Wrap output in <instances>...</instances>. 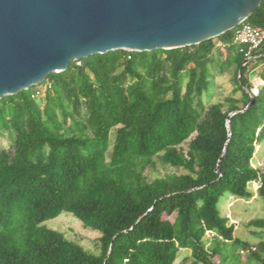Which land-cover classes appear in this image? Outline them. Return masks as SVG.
Wrapping results in <instances>:
<instances>
[{"label":"trees","instance_id":"1","mask_svg":"<svg viewBox=\"0 0 264 264\" xmlns=\"http://www.w3.org/2000/svg\"><path fill=\"white\" fill-rule=\"evenodd\" d=\"M245 23L264 30V0ZM232 33L90 56L0 99V264H174L180 250L190 264H264V243L235 237L219 207L250 199L251 183L264 199L252 163L264 143V45L244 64ZM218 44L240 95L206 105ZM154 159L185 172L149 180ZM62 212L100 234L97 254L42 225Z\"/></svg>","mask_w":264,"mask_h":264},{"label":"water","instance_id":"2","mask_svg":"<svg viewBox=\"0 0 264 264\" xmlns=\"http://www.w3.org/2000/svg\"><path fill=\"white\" fill-rule=\"evenodd\" d=\"M260 3L0 0V99L38 86L90 56L171 50L216 38L245 22Z\"/></svg>","mask_w":264,"mask_h":264},{"label":"rangeland","instance_id":"3","mask_svg":"<svg viewBox=\"0 0 264 264\" xmlns=\"http://www.w3.org/2000/svg\"><path fill=\"white\" fill-rule=\"evenodd\" d=\"M217 47L220 49L218 48V50H214L216 55V64L212 70L213 83L209 91L202 97V100L206 105L222 102L230 95H233L234 97H239L240 95L239 92H234V84L232 80L234 69L230 67L222 72L219 69L220 63L225 58V51L221 45L218 44ZM257 71H259V68L255 70V72ZM247 76L252 85L251 89L259 88V86L262 85V82L256 75L250 73ZM43 92L44 87L40 89L39 95H42ZM0 142L1 145L5 146V139H0ZM253 155V166L264 170V143L262 146L254 144ZM153 161V164L145 171V176L149 180L169 173L185 172L182 169L164 165L157 159H154ZM257 187L258 185L256 183H251L249 185V191L253 196L248 200L228 197L219 204L221 214L227 217L228 223L234 227V236L247 242L253 247H257V245L261 242L264 243V229L258 228L252 224V222L256 219H264V199L257 195ZM42 225L46 228L63 233L67 239L78 243L84 249L92 253H98L97 240L100 237V234L96 231L83 227V225L75 219L72 214L62 212L56 218L45 221ZM238 252L241 255V259L244 260L247 253H242L241 250ZM190 258L191 254L189 250H180L174 264H190ZM215 262H217V260H215Z\"/></svg>","mask_w":264,"mask_h":264},{"label":"built area","instance_id":"4","mask_svg":"<svg viewBox=\"0 0 264 264\" xmlns=\"http://www.w3.org/2000/svg\"><path fill=\"white\" fill-rule=\"evenodd\" d=\"M232 43L240 48L245 60H252V52L264 45V30L243 22L233 29ZM221 46L224 47V45ZM75 63L79 66L80 60L75 61ZM44 87L47 88L49 85L46 83ZM257 94L258 88L251 89V96H256ZM35 95H39V92H36Z\"/></svg>","mask_w":264,"mask_h":264}]
</instances>
